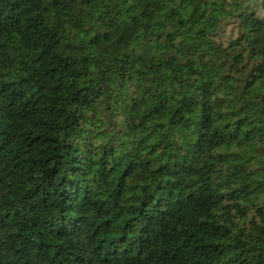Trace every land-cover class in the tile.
Here are the masks:
<instances>
[{
  "label": "trees",
  "instance_id": "obj_1",
  "mask_svg": "<svg viewBox=\"0 0 264 264\" xmlns=\"http://www.w3.org/2000/svg\"><path fill=\"white\" fill-rule=\"evenodd\" d=\"M264 0H0V264H264Z\"/></svg>",
  "mask_w": 264,
  "mask_h": 264
},
{
  "label": "rangeland",
  "instance_id": "obj_2",
  "mask_svg": "<svg viewBox=\"0 0 264 264\" xmlns=\"http://www.w3.org/2000/svg\"><path fill=\"white\" fill-rule=\"evenodd\" d=\"M259 13L264 15V12L263 11H260Z\"/></svg>",
  "mask_w": 264,
  "mask_h": 264
}]
</instances>
